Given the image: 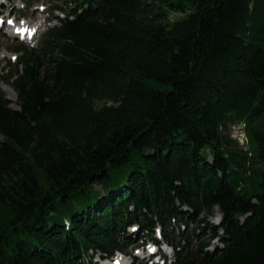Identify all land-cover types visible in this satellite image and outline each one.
I'll use <instances>...</instances> for the list:
<instances>
[{
  "label": "trees",
  "instance_id": "16d2710c",
  "mask_svg": "<svg viewBox=\"0 0 264 264\" xmlns=\"http://www.w3.org/2000/svg\"><path fill=\"white\" fill-rule=\"evenodd\" d=\"M64 2L0 75V264H94L156 226L163 264H264V0Z\"/></svg>",
  "mask_w": 264,
  "mask_h": 264
},
{
  "label": "rangeland",
  "instance_id": "374dc122",
  "mask_svg": "<svg viewBox=\"0 0 264 264\" xmlns=\"http://www.w3.org/2000/svg\"><path fill=\"white\" fill-rule=\"evenodd\" d=\"M2 1L5 6L7 5V8L5 9V13L8 12L10 16L14 15L16 18V21L21 22H28L30 26L34 27L36 29L35 33L33 34L30 41H24L25 45L27 47L35 46L37 42L39 41L41 34L48 28L53 25L57 24L56 18L63 17V14L59 11H54L55 6H60L65 11H68L70 5L64 6L65 0H14V2H10L7 4L5 0ZM73 7V6H72ZM182 13H171L169 18L170 20L177 19L181 17ZM2 17V16H0ZM6 17V16H4ZM4 25L0 27V35L2 34V31L4 30ZM18 38H7V37H0V75L3 74V72H10L13 70V67L9 63L12 64L14 61L15 56L18 58L20 56V53L15 51L16 45L19 43ZM0 88L5 94L6 98H8L12 103L10 106L12 108H17L16 105V94L13 88L10 84H6L3 82H0ZM230 135L235 138L239 139V142L243 140V136L240 133L239 127H230ZM96 191H100V186L94 187ZM217 209L215 208L213 211V214L208 217V220L212 223H214L215 218L217 217ZM193 226L190 224L189 228H192ZM141 236V235H140ZM140 242H138L139 244ZM213 246L219 245V242L216 240H213L212 242ZM133 248H128V252L132 251L131 258L135 257L132 264H144V262H140V257L146 255V252H141L140 250L138 252H135L132 250ZM166 252H171L169 248L166 249ZM170 254V253H169ZM98 254H96L93 258V262L96 264H111L109 260L104 261H98ZM122 260L129 261V258H123ZM148 264V262H147Z\"/></svg>",
  "mask_w": 264,
  "mask_h": 264
},
{
  "label": "bare ground",
  "instance_id": "6f19581e",
  "mask_svg": "<svg viewBox=\"0 0 264 264\" xmlns=\"http://www.w3.org/2000/svg\"><path fill=\"white\" fill-rule=\"evenodd\" d=\"M10 28L18 34H21L23 30H26V33L28 34H31L33 31V29H29V26L24 22H21L20 24L18 23L17 25H11ZM215 221H218V217L215 218ZM98 260H100V257H98Z\"/></svg>",
  "mask_w": 264,
  "mask_h": 264
}]
</instances>
